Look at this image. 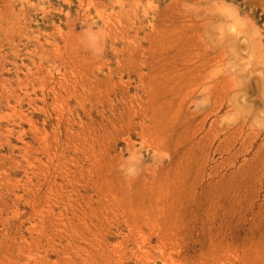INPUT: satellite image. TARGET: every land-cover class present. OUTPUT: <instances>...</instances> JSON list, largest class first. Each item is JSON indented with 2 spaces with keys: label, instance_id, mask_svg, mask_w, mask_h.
I'll list each match as a JSON object with an SVG mask.
<instances>
[{
  "label": "rangeland",
  "instance_id": "1",
  "mask_svg": "<svg viewBox=\"0 0 264 264\" xmlns=\"http://www.w3.org/2000/svg\"><path fill=\"white\" fill-rule=\"evenodd\" d=\"M0 264H264V0H0Z\"/></svg>",
  "mask_w": 264,
  "mask_h": 264
}]
</instances>
